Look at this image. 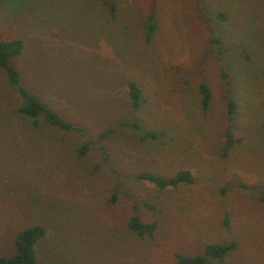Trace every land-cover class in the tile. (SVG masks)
I'll return each instance as SVG.
<instances>
[{
    "label": "rangeland",
    "instance_id": "obj_1",
    "mask_svg": "<svg viewBox=\"0 0 264 264\" xmlns=\"http://www.w3.org/2000/svg\"><path fill=\"white\" fill-rule=\"evenodd\" d=\"M114 2L111 18L103 0H0V40L23 41L10 59L21 83L75 125L16 112L0 68V257L40 225L35 264H177L231 241L208 264H264V0ZM184 169L193 180L175 188L136 177ZM133 215L152 236L129 229Z\"/></svg>",
    "mask_w": 264,
    "mask_h": 264
},
{
    "label": "trees",
    "instance_id": "obj_2",
    "mask_svg": "<svg viewBox=\"0 0 264 264\" xmlns=\"http://www.w3.org/2000/svg\"><path fill=\"white\" fill-rule=\"evenodd\" d=\"M107 7L109 16L113 18L116 15V5L114 0H103ZM218 18H225L224 13H218ZM154 25L151 21V16L147 20L145 26V41H149L153 35ZM23 48V41L20 38H11L0 40V68L4 70L8 82L16 87V90L23 98V103L16 107V112L31 118L32 123L37 125L41 119L53 126L64 129H72L75 127L71 122L61 118L56 112L45 105L33 92L21 83V74L10 62V59L17 56ZM129 95L132 106H138L140 99V91L136 84L132 81L128 82ZM200 95L201 108L206 112L211 101V90L207 83L200 82L198 85ZM229 117L235 113L236 102L229 99L226 103ZM132 127H137L136 123L128 124ZM115 128L108 127L98 135V140L104 138L107 134L114 132ZM153 133H145V136H153ZM229 136V133L227 132ZM233 140L227 139L225 149L230 146ZM101 149L104 151L103 147ZM86 151V146L82 145L79 148V154ZM137 179L152 183L159 189L167 187L175 188L180 184L191 183L193 180L189 170H179L173 176L163 177L152 172H140L137 174ZM137 207V204H134ZM129 229L137 236H152L156 224L154 222H146L138 215H133L128 220ZM45 229L40 225L28 226L21 229L14 238L15 252L7 257H0V264H35L34 244L44 235ZM235 248V242L229 243H209L204 246L201 253L195 255H185L176 253L177 264H208L209 259L221 262L224 256Z\"/></svg>",
    "mask_w": 264,
    "mask_h": 264
}]
</instances>
